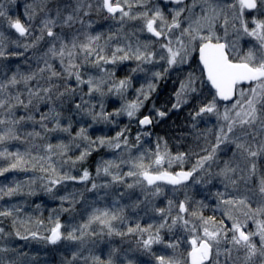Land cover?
Here are the masks:
<instances>
[{"label":"snow or ice","instance_id":"1","mask_svg":"<svg viewBox=\"0 0 264 264\" xmlns=\"http://www.w3.org/2000/svg\"><path fill=\"white\" fill-rule=\"evenodd\" d=\"M10 173L0 264H264V0H0Z\"/></svg>","mask_w":264,"mask_h":264},{"label":"rangeland","instance_id":"2","mask_svg":"<svg viewBox=\"0 0 264 264\" xmlns=\"http://www.w3.org/2000/svg\"><path fill=\"white\" fill-rule=\"evenodd\" d=\"M24 0H18V4H20L21 6L23 5ZM14 11L19 14V12H22V7L21 8H14ZM122 74V73H121ZM171 85L169 84H165L162 83L160 85V88L158 89V100H157V104L162 105L164 104V102L169 98L170 94H171ZM183 119V117H178L176 114H173L171 116V118L169 120H167L166 122L162 123L157 129L156 132L157 134H172V129L175 127V125L179 124L180 121ZM121 120V126H123V123L126 122V118H120ZM110 130V126H105V125H98L96 126V128L94 129V132L96 135H101V134H107L109 133ZM107 153L104 150H101V152L99 154H94L93 160H99L100 156L106 155ZM13 178L16 179H24L25 178V174L24 173H10L8 174V178L7 180H5V178L0 177V183H6V182H10ZM17 201H21L23 199H26L28 201L29 204L32 205V207H34L35 203H41L42 204V209L41 211L44 212L45 215L48 214V211H50L51 208L56 207L57 206V202L51 200L48 196H36V197H29V198H20L17 197L15 198ZM16 243H18L20 246L24 247V250L29 251L31 253H35L37 250L43 252V247L42 245H40L39 243L36 242H24V241H17ZM141 260H146V258L141 257Z\"/></svg>","mask_w":264,"mask_h":264},{"label":"trees","instance_id":"3","mask_svg":"<svg viewBox=\"0 0 264 264\" xmlns=\"http://www.w3.org/2000/svg\"><path fill=\"white\" fill-rule=\"evenodd\" d=\"M133 132H135V128H133Z\"/></svg>","mask_w":264,"mask_h":264}]
</instances>
